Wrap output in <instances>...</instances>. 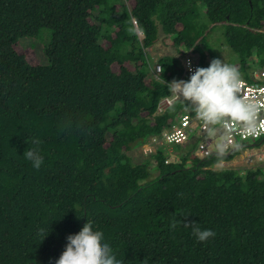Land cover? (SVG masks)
Listing matches in <instances>:
<instances>
[{"label": "trees", "instance_id": "obj_1", "mask_svg": "<svg viewBox=\"0 0 264 264\" xmlns=\"http://www.w3.org/2000/svg\"><path fill=\"white\" fill-rule=\"evenodd\" d=\"M216 26L251 82L264 0H0V264H56L87 221L122 264H264V169L214 168L252 146L199 157L197 136L169 155H129L194 114L183 101L156 112L167 84L190 77L165 56L154 74L146 50L159 29L206 68ZM39 39L43 49L29 46ZM34 140L39 170L23 156ZM192 223L215 237L199 242Z\"/></svg>", "mask_w": 264, "mask_h": 264}, {"label": "clouds", "instance_id": "obj_2", "mask_svg": "<svg viewBox=\"0 0 264 264\" xmlns=\"http://www.w3.org/2000/svg\"><path fill=\"white\" fill-rule=\"evenodd\" d=\"M125 6L127 10H129L127 5ZM117 9L120 10V7ZM125 23L128 25L126 31L130 35L137 36V39L142 41L144 32L139 25V21L131 17L129 20L125 21ZM185 57H187V54H185L184 59ZM184 59L182 63H180L183 74L184 69L182 64ZM187 65L189 71L192 73L187 81L184 79H174L167 84L171 93V98L177 100L173 105L179 101L185 102L187 107L195 114L196 119L202 121L204 126L209 128V131H214L217 125L228 128L233 123L242 125L247 132L253 134L260 130H264V122H261L259 128H257L256 125L257 106L242 99L239 95L242 81L236 66L225 63L220 59H213L207 68L197 67L193 72L190 61L187 62ZM157 72H164V69L159 67L157 68ZM184 76L187 77L185 74ZM185 114H187V112L181 115ZM186 142L185 140L182 143L174 145H183ZM257 142L258 141L254 143H240V145H236L231 150L235 148L240 149L244 144L254 147L257 145ZM33 143L37 145V147L27 149L23 156L32 163L33 168L39 170L43 164V157L38 148L40 141L34 140ZM218 143L219 139L217 138V144ZM220 150L223 151L222 148ZM242 151L243 150H241L240 154ZM225 152L226 151L217 152V154H224ZM181 153L182 152H180V155L174 153L172 162L176 161L179 157L180 162L181 158L184 157ZM175 226V223L171 225L172 228H175ZM190 227L192 229V234L199 242H205L215 237V233L212 230H202L197 223L190 224ZM43 231L44 230L41 229V233H43ZM103 237L104 233L99 230L94 231L92 222L87 221L78 234L69 235L67 237L66 248L56 261V264H122L121 261L116 259L109 244L102 242Z\"/></svg>", "mask_w": 264, "mask_h": 264}, {"label": "rangeland", "instance_id": "obj_3", "mask_svg": "<svg viewBox=\"0 0 264 264\" xmlns=\"http://www.w3.org/2000/svg\"><path fill=\"white\" fill-rule=\"evenodd\" d=\"M128 9L131 10L133 7V4L130 5L126 4ZM210 35V42L209 45L212 49H217V52L215 53V56L212 58L208 53H206V68L209 66L210 62L213 59H220L221 61H224L225 63L235 65V57L232 55V52L230 49L226 46L223 38L222 33L219 28V26H216L215 29L211 32H209ZM165 35L161 32L159 29L158 38L159 41H157L151 48L146 50V54L148 58L152 61V66L156 65L158 62V57L160 56H166V57H174L179 60L180 63H182L186 52L184 49L180 48L179 50L182 51L181 53L178 52V49H176L174 46L166 45L162 39H164ZM140 39V38H139ZM47 43H45L43 40H36V42H32L29 46L33 47L36 50H39L40 48H44ZM22 45L27 46L28 42L22 43ZM160 55V56H159ZM44 58V59H43ZM193 59V58H191ZM39 60L43 64H46V57H43L41 54H39ZM157 60V61H156ZM255 63L252 65V72H257L261 66L257 65L256 60H254ZM155 68V67H154ZM155 70V69H154ZM151 144V145H150ZM183 148H189V146H194V141L190 140L189 143L186 142L183 145ZM256 147V148H255ZM173 148V147H172ZM254 148V149H253ZM159 149L157 144H152V142H149V145H145L141 148H138L132 152L129 153L132 160L134 162H139L143 160H147L149 158V155L155 152V150ZM167 155H169L170 152H167ZM170 161L173 160V152L169 156ZM151 165H154V161L151 160ZM253 167H259L264 169V144L260 143L259 145H256L254 147H250L246 149L245 151H242L240 155L235 157L230 162L225 163H219L216 166H214L215 169H227V168H237L240 169V171H246L247 169L253 168Z\"/></svg>", "mask_w": 264, "mask_h": 264}, {"label": "bare ground", "instance_id": "obj_4", "mask_svg": "<svg viewBox=\"0 0 264 264\" xmlns=\"http://www.w3.org/2000/svg\"><path fill=\"white\" fill-rule=\"evenodd\" d=\"M149 49V48H148ZM147 55V54H146ZM148 57V56H147ZM188 60L191 62V65L195 71V69L198 67L194 60L191 59V57L187 56ZM150 60V59H149ZM150 62H152L150 60ZM156 64L154 74L157 75L160 72H157V68H159ZM264 71V66L259 68L257 72H255V78L252 82H247L245 80H241L245 83L246 87L248 88V95L246 101L253 103L259 108V103L262 102V99L259 95H254L252 93V88L254 86L262 84L263 77L261 76V73ZM190 76V75H187ZM263 98V97H262ZM173 106V100L171 98V93L169 96L164 97L157 106V114L165 112L168 108ZM189 117V123H188V134L186 141H190L193 138L199 136L201 140L199 141L197 147H196V155L199 157H207L210 155V153L213 150L217 151V126H215L214 131H209L208 127H205L202 121H199L196 119L195 114L187 113ZM174 125L169 129L163 132L160 139L156 140L153 139L150 142L152 144H157L159 148L163 147L167 149V152H170L174 144L171 141V134L173 131ZM149 145V143L147 144ZM146 145V146H147ZM151 145V144H150ZM145 146V145H144ZM229 150V149H227ZM245 151V150H244Z\"/></svg>", "mask_w": 264, "mask_h": 264}, {"label": "built area", "instance_id": "obj_5", "mask_svg": "<svg viewBox=\"0 0 264 264\" xmlns=\"http://www.w3.org/2000/svg\"><path fill=\"white\" fill-rule=\"evenodd\" d=\"M188 58L185 57L184 62L182 64L185 75H191L192 73L189 71V67L187 65ZM191 69L194 72V69L191 65ZM263 77L262 84L254 86L252 88V93L256 96L259 95L262 99V102L259 103V108L257 112V120L256 125L259 128L261 122H264V71L261 73ZM240 97L244 100L247 99L248 88L245 83L242 81L241 90L239 93ZM263 97V98H262ZM173 100V99H172ZM177 100H173V103ZM188 123L189 117L187 114L181 115L178 117L176 124L173 127V131L171 134V141L173 144L182 143L187 139L188 134ZM264 137V130H260L257 133H249L247 132L242 125L233 123L230 127L225 128L217 125V138L219 139V143L217 144V152H223L227 149H232L236 145H240V143L248 142L254 143L256 141L261 140ZM223 149L221 151L220 149Z\"/></svg>", "mask_w": 264, "mask_h": 264}, {"label": "crops", "instance_id": "obj_6", "mask_svg": "<svg viewBox=\"0 0 264 264\" xmlns=\"http://www.w3.org/2000/svg\"><path fill=\"white\" fill-rule=\"evenodd\" d=\"M162 40H163V39H162ZM158 41H159V39H158ZM157 43H158V42H157ZM159 56H160V55H159ZM164 56H165V55H164ZM164 56H160V57H158V59H160L161 57H164ZM165 57H166V56H165ZM158 59H157V60H158ZM157 60H156V61H157ZM254 78H255V73L252 72V81L254 80ZM241 80H245V79L241 77ZM245 81H247V80H245ZM252 81H251V82H252ZM247 82H249V81H247Z\"/></svg>", "mask_w": 264, "mask_h": 264}]
</instances>
